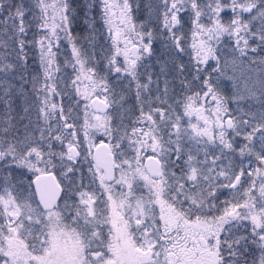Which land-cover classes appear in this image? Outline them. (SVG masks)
<instances>
[{
  "label": "snow or ice",
  "instance_id": "6c2138e0",
  "mask_svg": "<svg viewBox=\"0 0 264 264\" xmlns=\"http://www.w3.org/2000/svg\"><path fill=\"white\" fill-rule=\"evenodd\" d=\"M191 32L215 45L195 66ZM226 40L244 56L257 51L254 41L264 45V0H0V264H61L54 234L81 250L70 264H116L122 230L143 264H185L184 248L206 251L214 264H264V123L233 116L204 75ZM49 53L77 97L67 112L60 106L68 133L42 115ZM68 69L89 77L87 96L73 90ZM194 87L212 127L207 142L185 148L173 114ZM104 137L116 159L100 171L91 147ZM149 140L171 167L155 173L159 180L144 177L141 190L139 153ZM157 204L174 213L172 225L158 219ZM121 206L141 212L118 228L109 209ZM17 236L27 242L23 260L5 247Z\"/></svg>",
  "mask_w": 264,
  "mask_h": 264
},
{
  "label": "rangeland",
  "instance_id": "374dc122",
  "mask_svg": "<svg viewBox=\"0 0 264 264\" xmlns=\"http://www.w3.org/2000/svg\"><path fill=\"white\" fill-rule=\"evenodd\" d=\"M83 33V27L76 29V32ZM115 34V33H114ZM178 37L174 43L179 47ZM258 44V42H256ZM241 48L246 47L243 41H238ZM229 42L226 40L224 48L227 49L225 54H222L218 62H214L205 71V74L209 73L208 82L213 88L215 94L221 99L226 107L233 116L243 117L245 119H250L253 123H264V49L263 45H260L261 51H256L253 55L257 57L256 60H248L244 56V52L237 49V53L233 52L230 47H228ZM47 50V45L45 46ZM209 47H215L214 44H206L205 39L196 32H191L187 34V48L192 54V63L195 66L199 61V56L207 54ZM53 45V51H54ZM263 50V51H262ZM250 52V51H249ZM257 54V55H256ZM54 57L51 53L44 59L43 69H47L48 76H43V69L41 70L42 83L44 87L42 91L44 96L41 99V107L44 109L42 115H47L50 124L58 123L60 130L63 133H68V128L63 127V121L59 119L61 115V104L64 106V111L72 105L73 101L77 98L75 95L69 96L67 93V88L65 83H62V78L64 77V72L61 71L60 65L55 62ZM189 59L185 56V60ZM253 61V62H252ZM78 67V66H77ZM202 67V64H201ZM71 75L73 90L80 96H87L90 91V80L88 76L82 73H72L71 69L67 70ZM208 76V75H207ZM226 85V90L223 91L220 85ZM27 87V85H25ZM64 93L62 96L61 94ZM154 94V93H153ZM191 97L189 99L188 97ZM147 99V97H145ZM211 97H209V100ZM198 100V102H197ZM241 104H251L250 108L244 109V105ZM148 105L145 104V108ZM207 105L203 99L200 92L192 91L185 94L182 103L177 108L179 115L173 114V119L176 120L175 126L172 128L173 133L187 134L185 136L184 147L187 148L193 141H208V131L211 129L212 125L209 123L208 115L206 112ZM53 116L56 119H53ZM180 117L183 118L184 123H180ZM226 119V118H225ZM126 123L131 124L132 121L128 120ZM197 125L195 131L193 130V125ZM69 127H71V120L68 121ZM145 130H148V123L144 124ZM131 131V129H129ZM247 131V130H245ZM199 132L200 135L196 136ZM70 137V134H69ZM175 138V137H174ZM147 139V138H146ZM164 140H168L167 134L164 135ZM100 142H105L108 147L109 143L106 137L98 139L95 144L91 147V152L94 146ZM151 140L148 141V145L141 144L142 150L139 155L142 157V161L139 165V175L138 179L145 183L144 177H148L145 174L142 162L146 158L143 148L147 147L148 153L151 156L156 157L161 165L162 172L171 167L170 157L163 150H157L151 147ZM198 147L199 145L196 144ZM179 146L173 144L171 146V152L173 154L172 158ZM110 150V147H109ZM83 159V158H82ZM116 157H113L115 161ZM92 162V161H91ZM85 169H87V163L84 164ZM149 180H153L148 177ZM159 180V179H158ZM119 186H117V191ZM141 209L134 208L132 211H128L126 207H119L118 211L109 209V214L112 219L115 220L118 228L121 227V221L127 216H138ZM156 212L158 219H161L164 225H172L175 222L174 213L171 212L166 205H156ZM135 230V221L133 220L132 231ZM199 229H190V232H195ZM115 235V259L116 264H143V254L136 247H130L127 241V235L122 230L119 234ZM52 243V253L56 257V260L61 262V264H70L71 260L77 256L81 251L77 246L76 242L70 238L63 235H52L50 237ZM27 242L21 240L18 236L15 239L5 241V247L9 255L13 259L23 260L25 258L26 252L28 251L26 247ZM179 256L185 261V264H214L212 257L204 250H190L188 248L179 249Z\"/></svg>",
  "mask_w": 264,
  "mask_h": 264
},
{
  "label": "water",
  "instance_id": "95a60500",
  "mask_svg": "<svg viewBox=\"0 0 264 264\" xmlns=\"http://www.w3.org/2000/svg\"><path fill=\"white\" fill-rule=\"evenodd\" d=\"M96 102L97 101L93 100V103ZM228 123L229 122L225 120V126H227ZM91 154L92 157H94V159H92L93 164L96 165L100 169V171H103L105 167L111 166V164L114 162L113 157H110V150L105 142L96 144ZM142 166L145 173L151 179L157 180L160 178L155 174L157 171L161 173V163L156 157L147 156L146 158H144Z\"/></svg>",
  "mask_w": 264,
  "mask_h": 264
},
{
  "label": "trees",
  "instance_id": "16d2710c",
  "mask_svg": "<svg viewBox=\"0 0 264 264\" xmlns=\"http://www.w3.org/2000/svg\"><path fill=\"white\" fill-rule=\"evenodd\" d=\"M80 28V27H79ZM79 28H77V29H79ZM78 33H79V31H78ZM241 35H243V33H241ZM253 45L254 46H256L257 47V51H261V49H260V45H259V43L257 44L255 41L253 42ZM262 49H264V45L262 46ZM250 51V50H249ZM263 51V50H262ZM256 52H248V54L245 56L248 60H256L257 59V57H254L253 55L255 54ZM257 55V54H256ZM253 62V61H252ZM204 75L205 76H207V77H209L210 76V74L208 73L207 74V72H206V74L204 73ZM223 86V87H222ZM220 87H222V89H223V91L224 90H226L227 88H226V85H220ZM193 91H196V92H200V89H199V87H194V89H193ZM241 105H244V109L245 108H247V109H249L250 108V105L251 104H241ZM141 185H142V189L141 190H145V189H143V184H142V182H141ZM17 260V259H16Z\"/></svg>",
  "mask_w": 264,
  "mask_h": 264
}]
</instances>
